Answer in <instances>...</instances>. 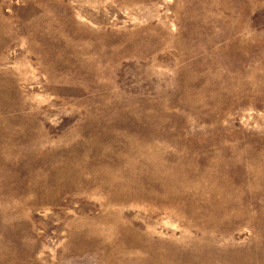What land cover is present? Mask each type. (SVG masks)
<instances>
[{
    "label": "rangeland",
    "instance_id": "1",
    "mask_svg": "<svg viewBox=\"0 0 264 264\" xmlns=\"http://www.w3.org/2000/svg\"><path fill=\"white\" fill-rule=\"evenodd\" d=\"M0 264H264V0H0Z\"/></svg>",
    "mask_w": 264,
    "mask_h": 264
}]
</instances>
